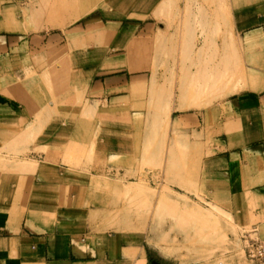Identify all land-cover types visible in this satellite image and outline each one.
I'll return each mask as SVG.
<instances>
[{
    "label": "crops",
    "instance_id": "1",
    "mask_svg": "<svg viewBox=\"0 0 264 264\" xmlns=\"http://www.w3.org/2000/svg\"><path fill=\"white\" fill-rule=\"evenodd\" d=\"M221 1L254 80L202 111L203 131L206 118L213 123L214 150L202 156L198 189L246 220L264 216V0ZM193 2L0 0V62L44 73L54 99L30 146L33 164H16L0 179V264H169L137 233L107 225V184L135 149L133 133L114 130L111 118L125 113L129 91L140 85L146 42L168 22L176 26ZM8 118L17 117L0 98V147L12 138ZM83 118H95L93 130ZM249 202L260 206L251 210Z\"/></svg>",
    "mask_w": 264,
    "mask_h": 264
},
{
    "label": "rangeland",
    "instance_id": "2",
    "mask_svg": "<svg viewBox=\"0 0 264 264\" xmlns=\"http://www.w3.org/2000/svg\"><path fill=\"white\" fill-rule=\"evenodd\" d=\"M178 15L176 26L168 22L146 42L140 85L129 91L125 113L111 118L114 130L133 133L135 149L121 162L127 169L116 170L107 184L112 198L107 225L137 233L169 264H258L247 254L244 235L264 236V216L243 220L236 208L212 202L198 189L202 156L214 150L213 123L206 118L203 131L202 111L254 80L246 65L248 49L223 1L194 0ZM19 62H0V98L17 117L3 122L12 138L0 147L1 180L14 174L16 164H33L27 160L30 146L54 102L44 73L37 78ZM184 112L199 118H177ZM84 119V129L93 130L95 118Z\"/></svg>",
    "mask_w": 264,
    "mask_h": 264
},
{
    "label": "built area",
    "instance_id": "3",
    "mask_svg": "<svg viewBox=\"0 0 264 264\" xmlns=\"http://www.w3.org/2000/svg\"><path fill=\"white\" fill-rule=\"evenodd\" d=\"M258 230L254 227L253 231ZM246 249L248 256L255 260L258 264H264V236H260L257 232H247L245 235Z\"/></svg>",
    "mask_w": 264,
    "mask_h": 264
},
{
    "label": "water",
    "instance_id": "4",
    "mask_svg": "<svg viewBox=\"0 0 264 264\" xmlns=\"http://www.w3.org/2000/svg\"><path fill=\"white\" fill-rule=\"evenodd\" d=\"M155 264H166V263H160V262H156Z\"/></svg>",
    "mask_w": 264,
    "mask_h": 264
},
{
    "label": "bare ground",
    "instance_id": "5",
    "mask_svg": "<svg viewBox=\"0 0 264 264\" xmlns=\"http://www.w3.org/2000/svg\"><path fill=\"white\" fill-rule=\"evenodd\" d=\"M211 73H214V72H211ZM214 77V76H213ZM210 79V78H209ZM218 83V82H217Z\"/></svg>",
    "mask_w": 264,
    "mask_h": 264
}]
</instances>
